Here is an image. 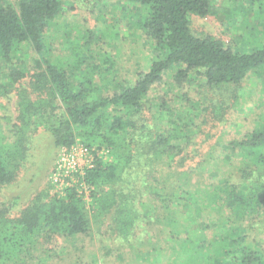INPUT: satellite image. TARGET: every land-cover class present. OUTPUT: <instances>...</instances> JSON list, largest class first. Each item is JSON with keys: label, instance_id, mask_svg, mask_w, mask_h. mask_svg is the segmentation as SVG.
Listing matches in <instances>:
<instances>
[{"label": "trees", "instance_id": "obj_1", "mask_svg": "<svg viewBox=\"0 0 264 264\" xmlns=\"http://www.w3.org/2000/svg\"><path fill=\"white\" fill-rule=\"evenodd\" d=\"M121 1L147 9L140 28L155 57L132 85L120 84L91 101H86L91 81L73 84L63 68L39 61L42 71L33 76V92L47 90L52 103L56 97L65 106L49 123L52 147L57 151L72 146L78 130L88 147L97 144L109 150L113 161L106 164L95 156L84 176L92 190L94 218H106L110 233L124 240L140 231L161 242L152 249L154 262L264 264V125L237 143L238 160L223 159L221 167V155L209 153L188 166L194 157L183 149L191 139L186 119H174L162 103L160 110L172 117L171 130L137 121L144 100L164 76L172 73L181 82L188 73H197L209 86L238 85L264 67V48L239 53L212 37L193 35L188 16L208 15L213 0ZM61 11V0H0V58L11 61L25 44L43 55L44 33ZM9 69L13 83L24 76ZM39 104L21 98L18 124L8 136L0 135V192L15 180L37 125L45 122ZM43 194L34 196L17 217L10 212L18 198H0V264H44L42 243L89 233L91 220L75 189H66L62 198ZM142 199L152 205L147 213H141Z\"/></svg>", "mask_w": 264, "mask_h": 264}, {"label": "rangeland", "instance_id": "obj_2", "mask_svg": "<svg viewBox=\"0 0 264 264\" xmlns=\"http://www.w3.org/2000/svg\"><path fill=\"white\" fill-rule=\"evenodd\" d=\"M2 1L15 3V0ZM61 2L60 15L44 33L43 55L36 54L25 44L14 51L11 61L0 58V135L8 136L11 126L18 124L19 102L23 97L40 102L45 121L37 125L27 160L15 180L0 192V198L2 195L18 198L11 217H17L37 194L47 191L50 198L64 196L65 189H57L51 180L60 153L52 147L49 123L64 112L65 106L56 97H52L55 98L52 103L47 90L40 95L33 92V76L42 71L37 63L46 60L60 66L73 84L91 81L88 85L93 90L86 100L91 101L99 94L111 93L120 84L132 85L137 74L145 72L155 57L140 28L147 14L145 7L121 0ZM188 20L193 35L212 37L235 52L250 54L264 48V0L251 3L213 0L208 15H189ZM10 67L23 72L20 81H10ZM171 74L164 76L144 100L143 115L137 121L147 122L149 128L161 124V128L167 126L171 130L172 117L186 119L191 139L183 149L189 157H194L193 161L186 162L188 166H194L209 153L221 155V167L223 159L238 160L237 143L264 125V67L250 72L238 85L209 86L197 73H188L185 79L177 82ZM162 103L172 110L171 119L168 113L160 110ZM35 119L40 117L35 116ZM78 133L74 131L78 158L85 162L80 146L87 151V159L89 163L93 161V166L95 156L106 164L113 161L105 146L88 147ZM232 172L230 177L234 183L237 173ZM221 175L226 177L224 171ZM74 181L78 197L90 217L91 229L87 235L75 239L56 237L49 243H42L40 256L44 264H162L153 261L155 252L152 250L161 242L155 243L154 238L140 231L130 240L110 233L106 218H94L96 210L91 188L83 183L80 175H76ZM140 206L141 213L152 208L146 199L140 201ZM136 207L140 211L138 205Z\"/></svg>", "mask_w": 264, "mask_h": 264}, {"label": "built area", "instance_id": "obj_3", "mask_svg": "<svg viewBox=\"0 0 264 264\" xmlns=\"http://www.w3.org/2000/svg\"><path fill=\"white\" fill-rule=\"evenodd\" d=\"M75 145L77 144L74 143L70 147H64L59 150L60 154L58 155L59 158L57 159L55 164V173L51 177L53 185L56 186L57 189L61 188L62 191L68 188L75 189L74 177L76 175H80V177L83 178L84 183V171L88 170L86 168L91 169L93 166V161L92 163H89L87 159V151L80 146H78V148L80 149L81 155L85 156V162L78 158Z\"/></svg>", "mask_w": 264, "mask_h": 264}]
</instances>
